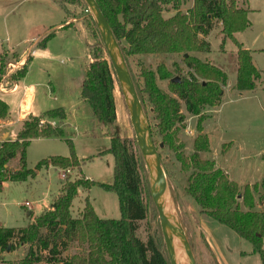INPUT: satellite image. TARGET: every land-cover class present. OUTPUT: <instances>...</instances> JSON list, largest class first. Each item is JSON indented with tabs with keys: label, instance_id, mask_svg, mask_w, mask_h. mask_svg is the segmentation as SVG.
<instances>
[{
	"label": "trees",
	"instance_id": "obj_1",
	"mask_svg": "<svg viewBox=\"0 0 264 264\" xmlns=\"http://www.w3.org/2000/svg\"><path fill=\"white\" fill-rule=\"evenodd\" d=\"M54 1L65 12V5L80 4L71 0ZM95 1L125 61L145 55H181L187 73L181 74L176 67V81H173L175 74L161 64L151 70L136 62L138 78L130 76L140 104L144 108V99L149 104L155 120L152 134L174 153L181 169L189 172L185 193L200 213L247 241L264 264V211L255 209L256 203H264V176L251 186L244 185L240 192L237 184L217 168L213 160L200 157L201 153L210 151L208 136L203 132V122L207 119L203 112L219 103L227 75L219 67L192 55L209 52V43L200 40L199 36H207L212 22H218L223 36L221 46L229 39L236 47L234 89L240 93L255 89L259 71L252 63L251 51L234 38L236 33L250 27L248 10L243 8L245 0L241 6H238L239 0H192V7L186 13H180L179 8L188 0ZM82 4L86 6L83 0ZM166 6H171L176 13L164 18L163 8ZM84 25L99 35L93 18H87ZM51 36L48 34L42 43ZM103 54V47L90 48L92 60L84 68L79 89L80 97L89 106L93 126H109L116 121L114 80ZM4 64L0 59V69ZM157 80L168 81L167 91L158 87ZM182 106L186 113L197 117V136L189 157H185L183 145L177 139L178 125L184 120ZM8 115L9 107L0 99V120L7 119ZM65 118L63 108L29 116L22 122L16 140L0 143V186L5 181L24 182L34 175L26 167V149L33 139L64 138L69 149L67 157L51 156L38 161L34 167L36 171L48 167L59 170L76 168L79 171L81 165L92 161L93 157L77 158L72 141L65 137ZM43 119L56 120L57 124L55 127L40 124ZM105 154L113 156L111 184L95 183L84 176L72 182L67 179L58 196L29 225L24 228L0 225V253L27 246L18 264H171L157 221L145 240L136 236L138 223L147 219L148 212L154 219L157 214L154 205L152 209L149 206L153 202L148 173L137 143L121 139L114 133L110 135L109 147L96 157ZM261 159L264 163V155ZM10 161L16 162L15 170L7 169ZM93 185L116 195L120 212L118 220L100 219L87 198L79 216H71V205L78 190L89 191ZM69 244L75 245L76 252L66 258L59 257L61 248L63 250Z\"/></svg>",
	"mask_w": 264,
	"mask_h": 264
},
{
	"label": "rangeland",
	"instance_id": "obj_2",
	"mask_svg": "<svg viewBox=\"0 0 264 264\" xmlns=\"http://www.w3.org/2000/svg\"><path fill=\"white\" fill-rule=\"evenodd\" d=\"M71 1H78L80 4L72 5L73 14H67L66 18L73 17L75 22H71L70 27L84 39L86 53L91 57L90 48L103 47L100 37L97 33L86 29L84 25L87 18H92L87 5H83L82 0ZM192 3V0H188L182 4L179 12L186 13L192 7ZM248 4L254 10L250 11L248 17L251 26L246 31L236 34L235 38L243 48L251 51L252 62L259 71V78L255 81L254 90L243 92L239 96L240 92L234 89L236 47L229 39H226L221 46L223 36L218 22H212L211 30L207 36H199L200 40L209 43V52L192 53L202 61L210 62L219 67L227 75L225 91L219 103L216 107L203 112L207 115V119L203 122V132L208 136L210 151L201 153L200 157L213 160L216 167L226 172L228 178L237 184L240 192H242L244 185L251 186L259 182L264 176V163L261 159V156L264 155V52H262L264 50V0H248ZM241 5L242 0H239L238 6ZM53 7L54 1L52 0H0V46L7 47V45L17 43L18 39L14 33L17 32L21 37L26 28H33L32 37L43 35L49 26L57 22L58 15L62 14L59 6H55L57 10H53ZM175 13L176 10L171 6L163 8L164 18ZM60 22H63V19H60ZM19 47L22 48V46ZM73 49L78 52L76 46H73ZM68 51L69 49L61 51L58 61H62L64 65L60 67L64 70L70 65V72L68 73H72L76 80L78 72H80V77L83 76L84 65L82 64L85 63L82 59L71 60ZM103 56L109 62L106 53ZM0 58L5 63L4 53ZM125 62L130 75L134 78H138L136 62L151 70H155L156 66L161 64L168 71L174 73L175 78L178 77L175 71L176 67L180 69L181 74L186 75L187 73L181 55H145L129 58ZM39 68V65L33 66L30 74L31 79L38 78L40 75ZM110 68L114 80L113 97L116 110V121L113 125L93 126L91 124L88 104L85 101H77L79 90L66 88L59 83L60 81L54 82V87L49 86L52 92L47 97L49 90L45 87L37 88V100L40 101V99L45 98L47 108L50 106L54 109L62 105L71 111L70 116L74 122L64 128L65 137L72 141L74 151L80 159L92 157L93 159L81 165L79 171L76 168L60 170L64 172V179L60 178L59 169L48 167L47 169H39L37 175L28 177L24 182H3L0 188L1 224L8 228H24L29 225L31 218L27 216V213H33V216L39 215L50 204L51 199L59 192L67 179L72 182L80 180L84 176L95 183H112L113 156L105 154L96 157V154L109 147L110 135L114 133L121 139L129 141L136 142V137L111 65ZM6 69L7 65L4 64L3 68L0 69V80L7 73ZM20 73H22V67L12 69L9 75L10 78L15 79ZM156 83L161 90L167 91V80H157ZM2 84L5 88H9L6 82ZM2 95L3 92H0V97ZM143 104L145 110L142 109L150 125L153 144L160 157L169 194L191 246L195 264H263L260 256L252 252L247 241L239 238L226 226L200 213L193 200L185 193L189 172L181 169L174 153L162 144L157 135L152 134L155 120L145 99ZM181 113L184 115V120L178 125L177 139L178 143L183 145V154L185 157H189L193 152V140L197 136L195 130L197 117L186 113L183 106ZM41 122V124H49L51 127H55L57 124L56 120L43 119ZM160 144H162V148L158 147ZM224 144L228 145L222 147ZM68 154L69 149L64 138L30 141L26 149V167L34 172V167L39 160L51 156L67 157ZM7 169L9 171L15 170L16 162L10 161L7 164ZM78 192L70 209L72 217L79 216L87 196L100 219L118 220L120 218L118 200L115 194L105 192L97 185H93L87 195L85 194L86 190L79 189ZM254 196L256 198V195ZM26 203L28 206H25ZM152 204L154 205L150 202L151 209L153 208ZM242 209L246 210L243 207ZM255 209L260 210L256 208V205ZM154 216L156 219L152 218V214L148 212L147 219L138 223L136 236L145 240L148 232L153 230L154 222L157 221L160 225L158 213ZM167 216L170 219L168 214ZM74 246V244H69L65 249L62 250L61 248L59 257L66 258L75 253ZM262 248L264 250V239ZM26 249L27 246H24L11 253L5 254L6 251L0 253V264H18L24 257ZM42 254L46 255V252ZM180 264H187L183 255Z\"/></svg>",
	"mask_w": 264,
	"mask_h": 264
},
{
	"label": "crops",
	"instance_id": "obj_3",
	"mask_svg": "<svg viewBox=\"0 0 264 264\" xmlns=\"http://www.w3.org/2000/svg\"><path fill=\"white\" fill-rule=\"evenodd\" d=\"M55 6H59V10H61L62 14L58 15V20H56L57 22L49 26V28L45 30L43 35L32 37L33 28H26L25 31L21 34V37L18 35L17 32L14 33V35H16V39H18L17 43L10 44V46L7 45V47L0 46V56L2 55V53H4L6 59L5 65L10 64L15 67L18 64L24 65L22 66V70H24L22 71L23 73H20L19 76H17L15 79L11 78L12 82H14V85L12 86L11 83H7L9 88L6 87L7 92H3V95L0 97V99L5 101L9 107V115L7 119L0 120V143L5 140L14 141L19 130L21 129L22 122L25 121L28 116H39L40 114L53 109L50 106H48L47 108V106L45 105V98L40 99V101L37 100V88L45 87L47 90H49L47 91L48 93V95H46L47 97H49L50 93L52 92L49 86L52 85L54 87V82L60 81L59 83L63 84L64 87L75 89L77 91L80 89L83 76L80 77L79 76L80 72H78V78L75 80L73 74L68 73L70 72V65L69 67H67V69L65 70L62 69L60 66L64 64L62 63V61H58L59 54L64 49L65 50L69 49L68 56L69 58H71V60L72 59L84 60L85 64H82L84 65L83 72L85 66L91 60L88 54L86 53L84 46V39H82L81 36L77 35L72 30V27H70V23L75 22L73 20V17L69 16L71 19L66 18L67 14H73L72 13L73 9L71 8L72 5H65L67 12H65L64 9L56 1H54L53 10H57L56 9L57 7ZM243 8L248 10V17L250 11H254L249 7L248 0H245ZM60 19H63V22H60ZM50 33L52 34V36L47 41L42 43V40ZM236 34H240V33H236ZM236 34L234 35V38ZM24 44L26 45L24 46ZM19 46H22V48L20 49ZM73 46H76V50L78 52L74 51ZM37 65H39L40 67L38 70L40 72V75L38 76V78L31 79L30 74L33 70V66H37ZM234 66H235L234 67V72H235L236 70L235 63ZM224 88L225 87H223L222 95L224 94L225 91ZM241 95L242 93L239 94V96ZM77 101L78 102L84 101L80 97V94L78 96ZM24 104L28 110L26 109L25 114H19L18 110ZM57 108H63L66 112V118L63 121L64 128L66 126L71 125V123L74 122L70 116L71 111L62 105H60ZM50 139H54V138H50ZM41 140L43 139L37 138L31 140V142L41 141ZM224 145H228V144H224ZM76 156L79 160H83L80 159L78 155ZM38 172L39 171L34 170V175H37ZM224 173L226 174V172ZM87 193L88 191L85 194L87 195ZM58 194L59 192L51 199L50 204L52 203L53 199L58 196ZM85 198H87V196ZM50 204H48L47 206H49ZM92 208L94 212L97 214L96 209L93 206ZM256 208L260 209V211H264V203L263 204L256 203ZM27 216L31 218V222L35 217L33 216V213H27ZM0 225L2 227L8 228L4 224L0 223ZM5 254H7V252Z\"/></svg>",
	"mask_w": 264,
	"mask_h": 264
},
{
	"label": "water",
	"instance_id": "obj_4",
	"mask_svg": "<svg viewBox=\"0 0 264 264\" xmlns=\"http://www.w3.org/2000/svg\"><path fill=\"white\" fill-rule=\"evenodd\" d=\"M83 1L90 10V14L95 22L102 46L108 57L110 65L112 66L116 80L120 86L126 109L134 127L136 142L146 165L150 193L158 213L161 234L166 247L167 241H169L174 248L181 252V256L183 255L185 257L187 264H195V258L191 246L182 228L174 202L169 194L167 181L160 164V157L153 144L150 125L143 112L120 47L115 40L110 27L103 17L96 1ZM186 56L187 54H184V57ZM176 80L177 78L173 79V81ZM158 147L162 148V144H160ZM167 214L169 215L170 219L168 218ZM6 252L8 253L9 249H7ZM169 258L171 263L172 259L170 254Z\"/></svg>",
	"mask_w": 264,
	"mask_h": 264
},
{
	"label": "built area",
	"instance_id": "obj_5",
	"mask_svg": "<svg viewBox=\"0 0 264 264\" xmlns=\"http://www.w3.org/2000/svg\"><path fill=\"white\" fill-rule=\"evenodd\" d=\"M23 66V64H18L16 67L17 68H20V67H22ZM15 66H12V65H7V69H6V71H7V73H5V75H3L2 76V79L0 80V92H7V89L3 86V82H6V83H11L12 84V86L14 85V82H12V79L10 78V75L9 74H11V72H12V69H17ZM26 109H27V107L25 106V104L23 105V106H21L20 108H19V114H25L26 113ZM28 110V109H27ZM42 122H40V124H41ZM51 124H53L54 125V123H51ZM60 178L61 179H64V172H62L61 173V175H60ZM26 206H28V204L26 203L25 204Z\"/></svg>",
	"mask_w": 264,
	"mask_h": 264
},
{
	"label": "bare ground",
	"instance_id": "obj_6",
	"mask_svg": "<svg viewBox=\"0 0 264 264\" xmlns=\"http://www.w3.org/2000/svg\"><path fill=\"white\" fill-rule=\"evenodd\" d=\"M167 248L172 259L171 264H180L181 252L174 248L169 241H167Z\"/></svg>",
	"mask_w": 264,
	"mask_h": 264
}]
</instances>
